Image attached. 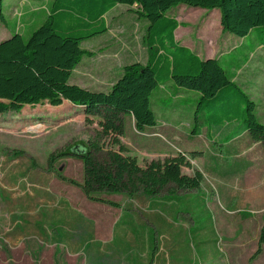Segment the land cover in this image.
Wrapping results in <instances>:
<instances>
[{"label":"rangeland","instance_id":"374dc122","mask_svg":"<svg viewBox=\"0 0 264 264\" xmlns=\"http://www.w3.org/2000/svg\"><path fill=\"white\" fill-rule=\"evenodd\" d=\"M19 1L4 0L6 22H0V38L16 22L27 39L46 19L52 0ZM133 10L117 5L105 15L107 32L81 42L86 54L69 84L107 91L125 66L146 64L147 23ZM170 15L180 26L176 41L201 59L223 57L225 71L264 117V50L223 33L218 10L178 6ZM180 90L161 101L154 96L156 90L152 93L157 122L143 133L136 132L131 116L123 118L120 141L140 166L181 154L191 166L182 169L184 174H203L199 189L186 192L169 186L156 198L142 193L132 198L93 195L102 202L84 195L78 186L83 166L74 154L84 153L96 138L98 117L86 119L68 102L0 114V264H264V248L258 259H251L264 212L241 219L239 213L252 210L256 198L237 181L222 179L229 158L217 137L188 132L200 96ZM163 121L183 127L176 129L178 139L174 127L159 130ZM194 144L198 148L190 152ZM258 151L253 150L255 156ZM116 152L106 139L92 159L99 164Z\"/></svg>","mask_w":264,"mask_h":264},{"label":"trees","instance_id":"16d2710c","mask_svg":"<svg viewBox=\"0 0 264 264\" xmlns=\"http://www.w3.org/2000/svg\"><path fill=\"white\" fill-rule=\"evenodd\" d=\"M3 3L0 0L1 23L6 22ZM117 5L134 9L147 23L146 64L125 66L107 92L69 84L86 54L81 42L107 32L105 15ZM178 6L218 10L223 33L264 50V0H52L46 19L27 39L12 30L0 42V114L19 113L26 106L47 103L58 107L68 102L86 119L99 118L96 138L84 153L74 154L83 166L78 186L87 198L102 201L93 198L99 193L125 194L129 198L142 193L156 198L169 186L186 192L201 187L204 178L199 170L191 176L183 173V168L191 167L185 156L151 160L142 167L135 157L126 154L120 141L125 116L133 118L138 133L156 126L150 97L166 84L198 93L195 120L200 117L199 121L213 129L212 135L222 143L247 133L264 150V125L257 118L255 102L232 81L219 59L203 60L175 41L179 23L170 12ZM106 139L117 152L96 164L93 155L102 150ZM239 215L242 220L251 218L247 212ZM256 245L253 261L263 251L264 221Z\"/></svg>","mask_w":264,"mask_h":264},{"label":"crops","instance_id":"0c3cea01","mask_svg":"<svg viewBox=\"0 0 264 264\" xmlns=\"http://www.w3.org/2000/svg\"><path fill=\"white\" fill-rule=\"evenodd\" d=\"M23 2H24V0H20L19 4L23 3ZM18 8H19L18 6H15V9H18ZM178 28L174 32V37H175V34H176ZM13 31H17L22 35H24V33L26 32V31H24L21 33L19 30H17L16 22H14ZM11 34H12V30L10 32H8V34L5 37L0 38V42L7 39ZM175 41H176V39H175ZM179 44L189 48L185 44H182V43H179ZM254 46L259 48V49H262L256 45H253L252 47H254ZM222 58H220L219 60L221 61ZM207 59H213V58L207 57L203 60H207ZM120 76L121 75H119L118 78ZM232 81H233V79H232ZM77 86H79V85H77ZM79 87H81V86H79ZM81 88H84V87H81ZM110 88L107 91H109ZM263 90H264V86H263ZM90 91L107 92V91H102V90H90ZM176 91H181V90H176V88L172 84H166L164 86H161L159 89H157L156 92L154 93V96L155 95L157 96L156 100L161 101V100H163V98H167L169 95L173 96ZM159 93H160V95H159ZM245 93L249 96V94L247 92H245ZM249 98L253 102H255L250 96H249ZM70 106L72 108V105H70ZM256 115H257V118L260 121V123L264 125V117L260 118L259 112H258V105L256 108ZM163 122H164V124L162 126H160L159 130L162 132H167L166 128H173L174 127L173 132H175L177 134L176 137L178 139L179 131L176 129H179L182 126H180V127L178 125L177 126H172V125L168 126V124L165 123V121H163ZM186 126H188L187 127V129H189L188 132L192 133L193 137L196 133H198V135L201 136L202 132H203L204 137H206L208 139V134L214 133L213 132L214 130L209 128L203 121L199 122V120H198V123H196V120H195V122L188 124ZM177 127H179V128H177ZM186 132H187V130H186ZM219 146L225 152L226 156L229 158L228 160H226L224 162V167L222 168V175H223L222 179H224V180L233 179V181H237L241 187H243V186L247 187L246 190L251 191L252 195L256 198L255 206H253L251 208L252 210H247V212L251 213V214H256L258 212L263 213L264 212V197H262L261 189H264V151H263L261 144L258 142L252 141L249 138V136L247 135V133H244V134L240 135L239 137L234 138L231 141L221 143ZM195 148H198L197 145H195V144L192 146L190 145L188 147V150H190V152H192V151H195ZM257 148L260 149V152L258 151L257 156H255L256 153H254L253 150H255ZM246 220H248V219H246ZM262 223H261V225H262ZM260 226H259V228H260ZM259 228H258L257 233H256V243H257V235H258Z\"/></svg>","mask_w":264,"mask_h":264}]
</instances>
